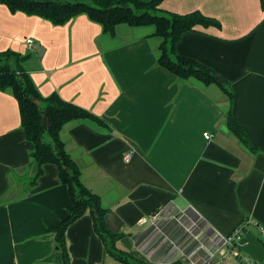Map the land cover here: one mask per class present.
<instances>
[{"label":"crops","instance_id":"crops-1","mask_svg":"<svg viewBox=\"0 0 264 264\" xmlns=\"http://www.w3.org/2000/svg\"><path fill=\"white\" fill-rule=\"evenodd\" d=\"M150 1V0H142ZM171 12L199 10L221 28L185 33L176 46L226 80L234 115L258 152L227 126L229 100L217 85L184 83L157 65L153 27L121 25L106 34L87 15L63 25L0 3V53L28 56L32 81L47 97L58 93L106 121L68 123L62 131L84 183L110 209L113 233H125L143 258L133 264H188L194 240L177 220L199 216L207 244L251 220L240 253L264 262V11L260 0H164ZM27 39L36 47L30 48ZM205 133L213 135L205 138ZM33 145L22 127L17 98L0 91V264H65L55 230L71 197L46 165L30 192ZM133 152L129 162L124 156ZM21 180V181H20ZM157 215L156 224L141 221ZM160 223V224H159ZM70 264H123L104 257V245L85 215L67 231ZM119 247L131 253L121 241ZM211 264H239L229 249Z\"/></svg>","mask_w":264,"mask_h":264},{"label":"trees","instance_id":"trees-1","mask_svg":"<svg viewBox=\"0 0 264 264\" xmlns=\"http://www.w3.org/2000/svg\"><path fill=\"white\" fill-rule=\"evenodd\" d=\"M164 0H0L12 12H23L46 19L55 25H63L75 17L87 15L100 24L103 31L115 35L121 25L129 27H153V38L158 39L157 65L173 73L179 81L196 82L203 87L217 85L229 100L226 120L230 132L249 150L258 152L245 129L234 115L235 93L230 84L211 68L194 58L179 55L176 46L185 33L211 26L221 28V23L203 12L189 13L168 11ZM264 11V0H260ZM28 56L7 50L0 53V91H10L17 98L22 127L32 143V165L40 163L39 172L29 182L28 193L44 173L46 165L58 168V177L67 186L71 197L67 217L55 230V240L65 264H70L67 244L69 227L85 215H90L93 228L104 245V257L123 264H133L131 253L122 250L119 242L128 238L125 233H113L107 226L110 209L103 205L101 197L93 192L82 179V171L70 154L62 136L63 128L74 121H91L100 126L108 124L89 110L64 100L58 93L43 96L32 81L25 62ZM160 224V223H159Z\"/></svg>","mask_w":264,"mask_h":264},{"label":"built area","instance_id":"built-area-1","mask_svg":"<svg viewBox=\"0 0 264 264\" xmlns=\"http://www.w3.org/2000/svg\"><path fill=\"white\" fill-rule=\"evenodd\" d=\"M27 44L30 48L36 47L33 39H27ZM212 137L213 135L210 133H205L206 139H211ZM132 155V151L126 153L124 156L125 162H129ZM158 220L159 217L155 215L143 219L141 224H156ZM177 220L186 229L190 237L194 240L201 241V243L197 244L195 249L187 255L188 264H211L216 257L225 256L229 249L232 250V254L237 258L239 264H264V262L254 261L250 257L240 253L239 243L246 233L247 226L252 222L251 220L240 223L228 236L214 235L211 237V242L209 244L205 243L199 236L201 234L200 227L203 223V220L199 216L182 213L177 217ZM260 239L264 243V227H260Z\"/></svg>","mask_w":264,"mask_h":264},{"label":"water","instance_id":"water-1","mask_svg":"<svg viewBox=\"0 0 264 264\" xmlns=\"http://www.w3.org/2000/svg\"><path fill=\"white\" fill-rule=\"evenodd\" d=\"M39 168H40V163L39 162H35L33 164V166H32V169H31V176L32 177H34V176H36L38 174ZM122 242L126 245L127 249L131 252V254L133 256H136V257H139V258H143L142 252L132 249L133 245H132V243H131L129 238L124 239Z\"/></svg>","mask_w":264,"mask_h":264},{"label":"rangeland","instance_id":"rangeland-1","mask_svg":"<svg viewBox=\"0 0 264 264\" xmlns=\"http://www.w3.org/2000/svg\"><path fill=\"white\" fill-rule=\"evenodd\" d=\"M21 181V180H20Z\"/></svg>","mask_w":264,"mask_h":264}]
</instances>
